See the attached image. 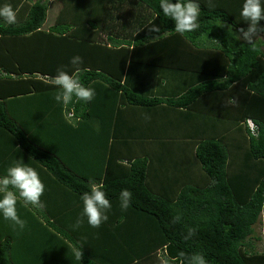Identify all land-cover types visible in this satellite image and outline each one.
<instances>
[{
    "label": "trees",
    "instance_id": "16d2710c",
    "mask_svg": "<svg viewBox=\"0 0 264 264\" xmlns=\"http://www.w3.org/2000/svg\"><path fill=\"white\" fill-rule=\"evenodd\" d=\"M50 1L0 20V175L22 160L46 186L43 207L18 200L23 229L0 217V264H190L197 253L264 264L252 242L264 213V21L247 33L243 0H198L200 27L181 35L160 0H81L44 30ZM77 56L96 95L64 106L52 78ZM138 66L178 72L179 87L146 93ZM144 113L184 122L188 138L161 137L155 158L136 154L130 141L147 139L126 129ZM185 160L191 172L167 175V161ZM90 181L112 203L99 228L77 226ZM122 189L133 194L127 210Z\"/></svg>",
    "mask_w": 264,
    "mask_h": 264
},
{
    "label": "clouds",
    "instance_id": "9594fccd",
    "mask_svg": "<svg viewBox=\"0 0 264 264\" xmlns=\"http://www.w3.org/2000/svg\"><path fill=\"white\" fill-rule=\"evenodd\" d=\"M159 8L162 14L174 22V31L181 35L192 33L200 27V4L198 0H160ZM240 17L248 24L247 33L255 32L264 21V0H243ZM17 10L9 3L0 5V20L12 25L17 22ZM241 31H244L241 29ZM70 63L73 71L58 68L57 74L52 78L54 86L58 89L55 100L64 106L74 103L89 104L96 92L91 86L81 82L79 73L83 63L81 57H73ZM88 191L81 196L82 210L77 219V226L84 223L92 228H99L109 220L112 203L107 197L102 183L90 181ZM46 190L38 171L25 164L22 160H15L0 175V217L11 220L21 229L25 227L17 212L18 200L22 199L25 205L43 207L41 197ZM132 192L122 189L119 195L120 207L127 210L130 207ZM191 235V234H189ZM77 259H81V246L74 245ZM138 264V262H137ZM190 264H207L202 254H194Z\"/></svg>",
    "mask_w": 264,
    "mask_h": 264
},
{
    "label": "crops",
    "instance_id": "0c3cea01",
    "mask_svg": "<svg viewBox=\"0 0 264 264\" xmlns=\"http://www.w3.org/2000/svg\"><path fill=\"white\" fill-rule=\"evenodd\" d=\"M35 0H4L3 2L0 1V5L4 3H9L12 6H16L17 9L24 6L25 4H32ZM81 0H54L50 1L49 9L51 7L56 6V18L61 15V13L65 14L66 18H70L72 15L76 14L77 6L79 5V2ZM84 1V8L88 7L90 3H92L93 0H83ZM99 1V0H96ZM56 4V5H55ZM83 8V9H84ZM15 9V10H17ZM93 10H95V4L92 7ZM94 12V11H91ZM119 16H122V13L119 14ZM65 18V19H66ZM59 20V19H57ZM72 20V19H71ZM56 21V20H55ZM53 22V24L55 23ZM64 21V20H62ZM46 22V21H45ZM71 23V21H70ZM53 24H48L45 26L43 25L44 30H48L50 27L53 26ZM121 35H125L124 32H120ZM138 72L136 74L135 85L141 86L144 88V91L146 93H151L152 91L154 93L158 92H165V91H175L179 87V83L181 79H175L177 76V73L174 74L175 76H167L166 74L172 73V71H169L168 69L164 70L161 69L160 72L156 71L155 69L151 68H144L143 66H138ZM168 72V73H167ZM186 75L185 73H183ZM153 86V90H150V87ZM174 118V117H171ZM170 119V118H169ZM168 118H164L162 122L166 123L169 120ZM170 124H164L158 121V119H154L149 116V114L144 113L142 114V117L138 118L136 122L133 124L127 125L126 134L131 133L133 139L137 138H146L147 140H140L139 142L130 141L132 144L128 145L130 146L131 150H135L136 154L144 153L151 156L156 157V153L160 152V144L161 141L160 138H166V139H173L176 137H185L188 133V127L187 124L184 122H175L174 119H170ZM191 133L193 131H190ZM130 134V135H131ZM193 135V134H192ZM173 150V149H171ZM156 161V160H154ZM166 166L168 168H164L167 171V175H181L187 172H191L192 167H194V161H167ZM152 174V173H151ZM154 180L157 179V177L160 175V172L155 170L153 171ZM159 178V177H158Z\"/></svg>",
    "mask_w": 264,
    "mask_h": 264
},
{
    "label": "rangeland",
    "instance_id": "374dc122",
    "mask_svg": "<svg viewBox=\"0 0 264 264\" xmlns=\"http://www.w3.org/2000/svg\"><path fill=\"white\" fill-rule=\"evenodd\" d=\"M56 9H57V7L53 6L47 12V18H46L45 26H47L48 24H53V22L55 21L56 11H57ZM263 223H264V213L261 215L259 223L255 226V234H254L255 236L252 237L253 238L252 242L254 243L253 245H254L255 251H257V252L264 251Z\"/></svg>",
    "mask_w": 264,
    "mask_h": 264
},
{
    "label": "built area",
    "instance_id": "2783aa9c",
    "mask_svg": "<svg viewBox=\"0 0 264 264\" xmlns=\"http://www.w3.org/2000/svg\"><path fill=\"white\" fill-rule=\"evenodd\" d=\"M247 123H248V125H249V127L251 129V132L254 133L255 129H254L253 124L250 121H248Z\"/></svg>",
    "mask_w": 264,
    "mask_h": 264
}]
</instances>
